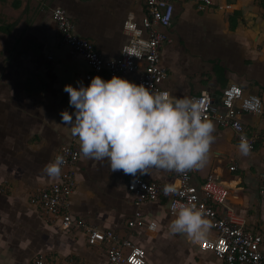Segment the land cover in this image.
I'll list each match as a JSON object with an SVG mask.
<instances>
[{"label": "crops", "instance_id": "obj_1", "mask_svg": "<svg viewBox=\"0 0 264 264\" xmlns=\"http://www.w3.org/2000/svg\"><path fill=\"white\" fill-rule=\"evenodd\" d=\"M2 1L12 6L17 24L16 39L3 47L13 51L11 56L0 57V264H33L40 254L53 264L68 258L84 264H108L105 241L93 239L82 229L64 231L29 203L32 194L59 179L45 171L59 148L72 144L80 151L78 137L61 118L62 109L73 111L64 85L90 83L87 61L61 45L52 10L65 8L75 32L93 41L110 59L120 55L130 38L125 21L133 15L140 23L147 12L146 1ZM175 2L174 21L167 30L170 42L162 48V62L169 70L165 86L172 96H193L203 90L220 96L226 86L235 83L247 93L260 95L264 103V0H217L206 11L187 0ZM226 4L231 10L221 9ZM224 13L227 21L219 24ZM252 15H256L258 35L247 26L248 21H240ZM121 76L139 80L138 74ZM243 121L249 135L257 143L262 140L263 147L248 154L260 168L264 166V111L262 115L247 114ZM215 124L209 159L204 167L194 168L193 182L215 176L229 187L228 202L247 221V229L264 235V197L259 194L264 168L255 172L249 163L241 167L233 154L239 151L238 137L231 128ZM233 165L235 170L230 169ZM136 175L148 181L177 183L173 170L152 169L151 174ZM130 176L122 169L112 171L107 158L98 160L81 153L77 188L70 202L73 216L130 238L143 248L147 264H222L213 252L200 249V241L169 231L175 216L169 214L166 199L139 208L148 223L156 222V231L129 230L128 221L138 209L127 187ZM212 234L210 230L208 235Z\"/></svg>", "mask_w": 264, "mask_h": 264}, {"label": "built area", "instance_id": "obj_2", "mask_svg": "<svg viewBox=\"0 0 264 264\" xmlns=\"http://www.w3.org/2000/svg\"><path fill=\"white\" fill-rule=\"evenodd\" d=\"M147 12L140 23L133 15L124 23V29L129 32L128 42L122 46L120 55L116 58H106L99 51L93 41L81 37L75 32V23L67 10L56 7L52 10V17L60 34L61 45L70 47L75 54L81 55L88 63L91 71L86 79L96 74L101 76L138 74V83L156 90H168L165 86L169 79V70L162 62V48L170 42L167 30L172 26L175 13V0H145ZM195 3L200 11H206L216 5L217 0H187ZM221 9L231 10V5L221 6ZM131 53H138L136 54ZM169 91V90H168ZM193 97L199 98L204 112L221 127L231 128L240 141L241 134H245L251 145V151L256 149L257 138L249 135L243 121L247 114L262 115L264 111L263 99L255 93H247L240 85L232 83L226 86L220 96L203 90ZM259 98L260 104L256 109L245 106V101ZM255 102V101H254ZM63 154L64 163L61 167L59 179L50 187L32 194L29 203L36 207L52 223H59L64 231L76 228L85 230L93 239L105 241L108 245V264H147L145 252L130 238L111 229H102L95 224H89L75 218L70 210V202L77 188L76 168L81 157L79 149L72 144H63L55 153ZM55 157V156H54ZM235 170L236 166L230 167ZM193 169L184 173L174 174L177 185L184 192L165 195L162 191L164 183L148 181L130 176L128 190L134 197L138 208L133 218L128 221L129 230L150 228L140 206L146 202L166 199L169 203V214L175 216L170 207L173 200L192 201L203 209L206 216L213 221L212 235L199 242L203 251H211L222 264H264V235L247 229V221L239 217L228 202L230 189L213 175L208 176L199 184L193 182ZM259 194L264 197V170L260 173ZM33 264H53L44 254L38 255ZM61 264H84L74 258H68Z\"/></svg>", "mask_w": 264, "mask_h": 264}, {"label": "clouds", "instance_id": "obj_3", "mask_svg": "<svg viewBox=\"0 0 264 264\" xmlns=\"http://www.w3.org/2000/svg\"><path fill=\"white\" fill-rule=\"evenodd\" d=\"M78 83L64 85L73 111L62 109L61 118L78 137L84 156L107 158L112 171L122 169L133 174L134 180L138 172L151 174L152 169L184 173L206 165L216 124L199 98L174 97L168 90H156L117 74L108 79L96 74L90 83ZM259 104L258 97L245 101L252 109ZM238 148L242 154H250L252 145L245 134H241ZM63 163V154H56L45 171L58 176ZM162 191L184 195L176 183L164 184ZM194 199L170 202L175 218L169 231L201 241L207 238L213 221ZM149 227L158 225L153 221Z\"/></svg>", "mask_w": 264, "mask_h": 264}, {"label": "rangeland", "instance_id": "obj_4", "mask_svg": "<svg viewBox=\"0 0 264 264\" xmlns=\"http://www.w3.org/2000/svg\"><path fill=\"white\" fill-rule=\"evenodd\" d=\"M223 21L219 22V24H224L227 21V13L223 14ZM178 21V18H177ZM9 25H13V30L10 34L6 33V32H1L0 31V57H5V56H11V52H13L12 50H7V49H3V47L5 46L6 42H9L10 40H14L16 39V33H15V27L17 24V17L15 15V11L13 10L12 6L10 5V3L8 4L6 1H2L0 0V27L1 26H8ZM244 24H246L244 22ZM1 74V72H0ZM261 147H263L262 144V140H260L257 145H256V151L258 149H260ZM233 154L236 155L237 160H238V164L242 167L244 165H247L246 163L251 164L254 168L253 170L255 172L259 171L260 168H264L263 165L260 166V168L253 163V160L250 159V157L248 155H246L245 157H243L241 155V153H239V151L234 150ZM207 164V163H206ZM263 164H264V159H263ZM261 171V170H260ZM159 215L162 217L163 216V210H161L159 212Z\"/></svg>", "mask_w": 264, "mask_h": 264}, {"label": "water", "instance_id": "obj_5", "mask_svg": "<svg viewBox=\"0 0 264 264\" xmlns=\"http://www.w3.org/2000/svg\"><path fill=\"white\" fill-rule=\"evenodd\" d=\"M255 17H256V15L246 16L245 18H242L240 21H242V23H244L245 21H248L247 26H249L251 29H253V31L256 32V34L258 35L259 30L257 29V23H256Z\"/></svg>", "mask_w": 264, "mask_h": 264}, {"label": "trees", "instance_id": "obj_6", "mask_svg": "<svg viewBox=\"0 0 264 264\" xmlns=\"http://www.w3.org/2000/svg\"><path fill=\"white\" fill-rule=\"evenodd\" d=\"M12 29H13L12 24L11 25H8V26H1L0 27V31L1 32H6L8 34H10L12 32Z\"/></svg>", "mask_w": 264, "mask_h": 264}]
</instances>
